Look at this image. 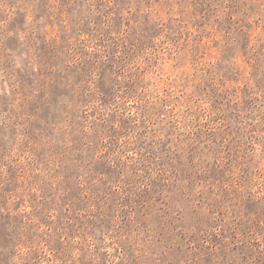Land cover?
Returning <instances> with one entry per match:
<instances>
[{
  "label": "rangeland",
  "instance_id": "obj_1",
  "mask_svg": "<svg viewBox=\"0 0 264 264\" xmlns=\"http://www.w3.org/2000/svg\"><path fill=\"white\" fill-rule=\"evenodd\" d=\"M0 264H264V0H0Z\"/></svg>",
  "mask_w": 264,
  "mask_h": 264
}]
</instances>
